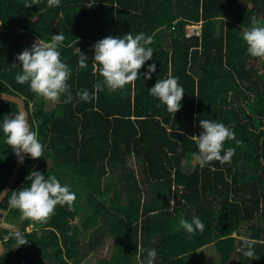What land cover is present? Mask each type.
Listing matches in <instances>:
<instances>
[{"label": "trees", "instance_id": "1", "mask_svg": "<svg viewBox=\"0 0 264 264\" xmlns=\"http://www.w3.org/2000/svg\"><path fill=\"white\" fill-rule=\"evenodd\" d=\"M262 15L264 0H61L58 7L49 0H0V92L25 100L46 145L42 157L27 156L12 191L39 171L68 181L76 193L71 206L57 205L47 222H36L9 206L10 192L0 211L29 242L19 246L10 236L15 231L0 228V264H141L150 249L157 252L154 264H264V73L257 68L264 69V59L249 56L242 39L244 29L264 25ZM188 27L197 28L188 35ZM128 32L153 37V57L139 78L81 100L76 93H91L102 79L92 71L94 44ZM55 34L65 37L61 59L71 69L72 97L62 94L46 110L47 99L16 82L17 55ZM79 50L87 68L79 67ZM152 63L156 72L145 79ZM169 74L185 92L175 114L149 95ZM18 111L0 101V118ZM201 119L234 131L235 139L225 141L236 149L230 163L200 167L191 137L202 132ZM131 157L140 178L127 164ZM17 160L0 133V191ZM186 161H196L193 171ZM197 216L203 232L177 230L181 218ZM241 236L257 241L256 259L237 251ZM112 237L111 256L97 257L94 251ZM209 247L215 260L196 258Z\"/></svg>", "mask_w": 264, "mask_h": 264}, {"label": "clouds", "instance_id": "2", "mask_svg": "<svg viewBox=\"0 0 264 264\" xmlns=\"http://www.w3.org/2000/svg\"><path fill=\"white\" fill-rule=\"evenodd\" d=\"M61 0H49V4L60 5ZM65 37L62 34H55L51 41L38 39L31 48H25L17 55L22 68L15 76L18 84H28L30 90L37 96L47 100L55 101L62 94H67L71 99L69 91L71 69L61 59V49L65 46L62 42ZM242 39L246 43V51L249 56L264 59V25L254 24L244 29ZM153 37L143 32L120 36H107L97 41L93 46L92 71L98 72L102 79H98L93 85L90 93L87 89H81L76 95L83 101L88 102L97 98V93L105 87L116 90L123 89L126 85L139 78V70L145 63L152 59L154 50L150 46ZM80 52V50H79ZM80 68L88 67V57L80 52L78 59ZM156 63L149 64L144 73L145 79H151L156 72ZM184 88L179 83V78L171 74L167 78L159 79L154 86L149 88V95L157 98L161 105L166 106L170 113H177L182 107L181 101L184 96ZM199 128L202 132L199 136H192L198 151L193 156L199 161L200 167H205L212 161H219L221 164L230 163L235 155L236 149L225 148L226 140H234V131L223 123L215 120L201 119ZM0 133L3 134L8 146H11L18 162H23L26 154L32 159L40 158L44 154V145L39 139V133L33 130L25 111L19 110L10 117L4 114L0 118ZM242 145V141H237ZM181 149L178 147L177 151ZM29 182L27 186L12 191L9 199V206L17 209L24 218L36 222H47L55 214L57 205H69L76 200V193L70 190L66 184L62 185L56 176L45 177L39 171L30 172L26 177ZM5 196L0 191V198ZM183 229L187 234L203 232L205 224L197 216L191 221L181 218L178 229ZM19 246L26 245L29 239L23 232L15 231L10 234ZM240 245L237 248L243 256L256 259V240L247 236L240 237ZM18 246V247H19ZM157 256L155 249L147 252V257L141 264H154Z\"/></svg>", "mask_w": 264, "mask_h": 264}, {"label": "rangeland", "instance_id": "3", "mask_svg": "<svg viewBox=\"0 0 264 264\" xmlns=\"http://www.w3.org/2000/svg\"><path fill=\"white\" fill-rule=\"evenodd\" d=\"M262 17L264 18V15H262ZM191 28H194V27H190L189 29ZM257 64V62H256ZM257 68L260 69V70H263L262 73H264V69H263V66L261 64H257ZM56 103V100L55 101H50V100H47L46 104H45V109L46 110H50V109H53L54 105ZM51 163L48 161V165H50ZM127 164L130 168L132 169H136L138 174H139V166L138 164L136 163L135 159L133 157L129 158L127 160ZM187 164V166H186ZM186 164H184L185 168L188 167L190 171H193L195 165H196V161H193V162H187L186 161ZM138 177L140 178V174L138 175ZM68 184V181L67 183ZM72 189V188H70ZM86 195V194H85ZM87 196V195H86ZM81 200L83 202L86 201V197L85 198H81ZM127 200L123 199V203H126ZM5 216L6 214L2 211H0V228L2 227H5V228H8V229H11L12 231H17L18 230V226H14L13 224L11 225H8L5 223ZM81 219H83V217L81 216ZM80 219V220H81ZM32 230V227H29L28 228V231L31 232ZM113 240H114V237H112L111 239H109L105 245L102 247V248H99V249H96L97 251L95 252L94 251V254L97 256V257H100V258H108L109 256H111L112 252L111 251H114V247H112L114 245L113 243ZM1 242V241H0ZM2 243V242H1ZM3 248H1V251L3 252V250H5L4 246H2ZM14 250L18 252L19 248L18 247H14ZM1 252V253H2ZM216 250L214 247H209L207 248V251L205 253H201L198 252V255L196 256L197 259H203L204 260H215L216 259ZM94 255H92V258H93ZM232 264H237V261L236 259L233 260Z\"/></svg>", "mask_w": 264, "mask_h": 264}, {"label": "water", "instance_id": "4", "mask_svg": "<svg viewBox=\"0 0 264 264\" xmlns=\"http://www.w3.org/2000/svg\"><path fill=\"white\" fill-rule=\"evenodd\" d=\"M0 101L11 102V103L16 104L19 107V110L25 111L27 113L28 118H29V122H30V114L26 108V102L24 99H22L16 95H12V94L5 93V92H0ZM21 155L24 156L23 162H18V160H17V164L14 168L13 174H12L11 178L9 179L7 185L5 186V188L3 190L5 192V196L3 198H0V208H1L3 201L7 197V195L10 192H12V190L14 189V186L16 184L18 176H19V174H20V172H21V170H22V168L26 162L27 155L23 154V153Z\"/></svg>", "mask_w": 264, "mask_h": 264}, {"label": "built area", "instance_id": "5", "mask_svg": "<svg viewBox=\"0 0 264 264\" xmlns=\"http://www.w3.org/2000/svg\"><path fill=\"white\" fill-rule=\"evenodd\" d=\"M189 28L190 27H188L187 32H188V35H191V34L194 33V31L196 30L197 27H194V28H191V29H189Z\"/></svg>", "mask_w": 264, "mask_h": 264}]
</instances>
